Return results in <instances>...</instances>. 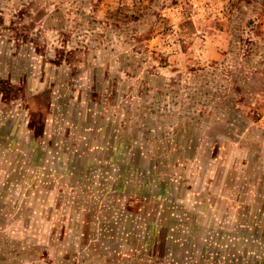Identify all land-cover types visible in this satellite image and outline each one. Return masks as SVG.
Wrapping results in <instances>:
<instances>
[{
    "label": "rangeland",
    "instance_id": "obj_1",
    "mask_svg": "<svg viewBox=\"0 0 264 264\" xmlns=\"http://www.w3.org/2000/svg\"><path fill=\"white\" fill-rule=\"evenodd\" d=\"M0 264H264V0H0Z\"/></svg>",
    "mask_w": 264,
    "mask_h": 264
},
{
    "label": "trees",
    "instance_id": "obj_2",
    "mask_svg": "<svg viewBox=\"0 0 264 264\" xmlns=\"http://www.w3.org/2000/svg\"><path fill=\"white\" fill-rule=\"evenodd\" d=\"M241 7H242V6H239V5H238V6H236L235 9H234V8H230V9H229V11H230L229 13H230L231 15H232V14H235V16H234V20H235V17H237V14L240 13ZM142 9H143V8H142ZM238 12H239V13H238ZM238 16H239V15H238ZM240 18H241V17L239 16L238 23H237V24L232 28V30H231V32L233 31L232 33H233V35H234V37H233V41L236 42V41L238 40L237 42H239V43H240V38H239V36L236 35L237 29H238V28H236V26H237V25H238V26L240 25V23H241V21H240L241 19H240ZM117 21H118V20H117ZM239 32H240V31H239Z\"/></svg>",
    "mask_w": 264,
    "mask_h": 264
}]
</instances>
